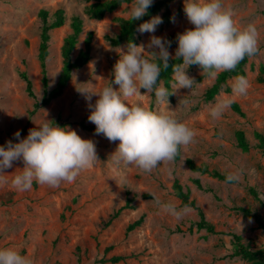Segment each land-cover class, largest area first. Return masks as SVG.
Here are the masks:
<instances>
[{
	"label": "rangeland",
	"instance_id": "obj_1",
	"mask_svg": "<svg viewBox=\"0 0 264 264\" xmlns=\"http://www.w3.org/2000/svg\"><path fill=\"white\" fill-rule=\"evenodd\" d=\"M97 1L105 0H0V146L9 140L16 142L17 130L21 138L26 137L36 127L34 122L48 118L92 139L99 159L75 182L58 188L34 182L31 190L21 192L11 183L0 186V248H19L34 264H250L235 253L233 235H240L253 251L264 250V228L239 210L250 208L264 215V147L257 137L261 134L264 138V0H223L226 7L234 9L238 25L254 23L260 34V53L249 58L244 67L243 76L250 84L246 96H233L232 77L207 99L217 77L210 78L198 66H190L188 75L196 80L193 89L170 94L169 105L159 104L154 93L143 89L133 98L153 110L176 111L197 134L195 142L182 149L179 161L162 164L150 174L134 166H116L111 155L119 142H110L83 126L93 125L88 120L90 102L77 89L99 91L114 79L119 48L127 43L113 44V39L130 17L133 3L124 2L98 18L89 13ZM168 8L172 20L163 18L164 9L156 14L163 23L154 35L169 39L173 33L193 27L184 12V0H171ZM59 10L64 24L46 30ZM75 17H80L83 25L72 60L86 50L88 40L90 59L73 69L58 97L43 104L58 84L65 61L64 41L73 33ZM151 35L137 31L136 44L146 46ZM176 48H169L172 56ZM23 73L32 81L34 96L28 92ZM228 96L234 103L213 120L209 109ZM96 99L92 95L91 103ZM184 99L191 101L187 110L181 103ZM238 131L249 141L248 150L239 146ZM188 159L211 171L227 175L240 170L242 175L239 182H226L211 173L190 170ZM22 167L23 163L16 161L6 169V175L11 180ZM176 181L184 191H190L193 206L177 195ZM154 197L178 208L187 205L191 211L178 220L157 207ZM202 215L215 224L217 232L198 228Z\"/></svg>",
	"mask_w": 264,
	"mask_h": 264
},
{
	"label": "clouds",
	"instance_id": "obj_2",
	"mask_svg": "<svg viewBox=\"0 0 264 264\" xmlns=\"http://www.w3.org/2000/svg\"><path fill=\"white\" fill-rule=\"evenodd\" d=\"M154 0H133L130 21L141 20L148 14ZM184 12L193 25L177 34L175 56L169 52L171 41L154 35L163 23L159 15L140 23L139 33H152L149 42L136 44L129 41L120 47L119 59L113 66L114 79L99 91L77 89L85 95L91 109L89 122L96 126V134L105 136L110 142H119L111 158L116 166L136 167L150 174L154 169L172 164L181 149L195 142L196 132L182 116L174 110L150 109L133 100L145 93L155 95L159 104H167L170 94L181 89H193L196 80L188 75L190 66L196 65L201 73L216 78L219 73L233 71L246 57L260 53V34L254 23L238 25L236 13L226 7L223 0H184ZM147 53V55H146ZM172 63V91L158 83L162 71ZM118 86V87H114ZM249 81L243 75L234 78L233 96H246ZM95 95V103L91 97ZM187 110L191 101H181ZM231 96L216 101L209 109L213 120H218L231 107ZM31 128L21 138L20 131L14 133L16 142L9 140L0 146V186H11L18 191H29L33 183L58 188L63 183H73L79 175L92 168L98 161L96 144L92 139L82 138L70 126L61 127L46 118ZM21 161L22 168L9 179L6 169ZM240 170L229 172L226 182H239ZM151 195V194H150ZM155 204L166 213L181 219L191 210L172 202L164 203L154 197ZM0 264H34L28 255L15 247L0 248Z\"/></svg>",
	"mask_w": 264,
	"mask_h": 264
},
{
	"label": "trees",
	"instance_id": "obj_3",
	"mask_svg": "<svg viewBox=\"0 0 264 264\" xmlns=\"http://www.w3.org/2000/svg\"><path fill=\"white\" fill-rule=\"evenodd\" d=\"M133 0H105V1H97L93 3L90 8H89V13L92 17H102L106 12H110L120 6L124 2H130ZM171 0H154L152 7L148 10V14L145 15L141 20L138 21H130V17L128 19H125L122 23V27L120 30V33L118 36L113 39V44H119L121 42H126L128 43L129 41H132L136 43L137 40V28L139 27L140 23L143 21L149 20V18L153 15L158 14L164 9L163 12V18L167 21L172 20L173 15L171 14L168 5ZM62 10H59L56 12V18L51 22V24L47 25V28L49 29L50 27H55V26H61L64 24V17L62 16ZM72 28H73V33L68 35L65 38L64 45H63V55L65 57L64 61V66L58 81L57 86L54 89H51V91L48 93V96H46L43 99V104H48L53 98L58 97L62 92L63 88L67 85V82L71 79L72 77V72L73 69L76 67H79L83 64H85L89 59H90V44L89 40L87 41L86 45V50H82L79 55L72 60V52L73 49L76 46L77 40H78V35L82 31V25L83 21L80 17H75L74 20H72ZM177 33H173L172 35L169 36V39L171 41V45H177ZM46 52H44L43 57L46 55ZM174 57V56H173ZM248 57H246L244 60H242L237 68L233 71H224L218 74L215 83L208 89L206 93V98L207 99H212L217 93L221 91V89L225 86L228 85V80L232 77H236L238 75H244L245 70L244 67L248 61ZM179 61L176 60H170L169 68L166 71H162L160 75V80L158 83L163 82L164 86L169 89V91H172V69H171V64L172 63H178ZM44 66V64H43ZM196 66V65H193ZM264 71V67H261V72ZM24 79L27 82V89L30 94V96H34V91L32 87V81L29 79L26 73L22 74ZM48 79L47 77H44V84L47 85ZM234 108L238 111H240V108L237 104H234ZM87 129L91 130H96V126L93 125H83ZM236 137L238 140L239 146L243 150H248L250 148L249 141L247 140L246 136L242 131H238L236 133ZM257 137L260 138L261 140V145L264 147V138L261 134H257ZM182 157V149L180 152V155H178L175 159V161H179ZM187 166L189 167L190 170L194 172H202V173H211L214 176H217V178L224 179L226 180V174H222L218 172V170H213L211 171L207 165L204 164H197L195 160L193 159H188L186 162ZM199 182V180H196ZM175 188L177 195L182 199L183 203H190V205H194V201L189 202V197H190V191H184L182 184H180L178 181L175 183ZM252 193L254 196H258L257 192L255 190H252ZM151 196V195H150ZM130 199H128V204L129 205ZM264 205V202H263ZM239 210L243 213L244 216L251 217L255 219L257 223L261 227L264 228V215L252 211L250 208H244L240 207ZM198 228L199 229H206L210 233H215L216 231V226L214 223L208 221L203 215L200 221L198 222ZM234 244H235V253L237 255H240L243 259H246L250 262V264H264V250H257L253 251L250 249L248 245L243 244L242 242V237L240 235L234 234Z\"/></svg>",
	"mask_w": 264,
	"mask_h": 264
}]
</instances>
